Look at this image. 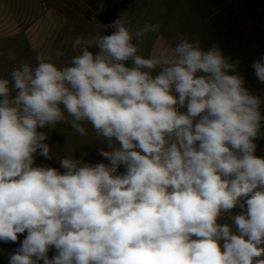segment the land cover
<instances>
[{
	"label": "clouds",
	"instance_id": "obj_1",
	"mask_svg": "<svg viewBox=\"0 0 264 264\" xmlns=\"http://www.w3.org/2000/svg\"><path fill=\"white\" fill-rule=\"evenodd\" d=\"M127 24L0 78V241L26 233L8 264H264V97L218 45L181 34L145 58L160 25ZM58 123L91 125L107 163L36 164Z\"/></svg>",
	"mask_w": 264,
	"mask_h": 264
},
{
	"label": "rangeland",
	"instance_id": "obj_2",
	"mask_svg": "<svg viewBox=\"0 0 264 264\" xmlns=\"http://www.w3.org/2000/svg\"><path fill=\"white\" fill-rule=\"evenodd\" d=\"M28 2L32 3L31 0ZM44 6L58 13L60 11L63 22L66 21L64 33L55 47L66 50L65 57L61 59L65 63L76 55L71 50V44L77 37L110 35L115 29L109 26L119 18L128 21L127 27L133 31L145 23L159 24L157 33H149L143 39L134 41L145 58L160 41L170 47L181 34L189 37L196 35L205 50L215 44L226 56L239 59L238 70L245 77L246 86L264 97V83L257 80L251 67L254 61L264 57V0H45ZM38 12L39 8L35 6L34 13L37 15ZM242 19L247 20L246 29L240 24ZM9 52L6 49L0 52V78H7L13 66L21 62L36 64V57L22 39L17 50L11 51L16 55L15 60L7 59ZM85 127L87 136H80L66 123H58L50 131L42 129L48 132L46 142L51 145L57 159L47 160L37 155L36 164L63 171L58 158L68 153L76 159L83 156L85 162L107 163L97 152L98 147H105V142L95 136L91 125ZM261 131L264 132V127ZM256 143V154L264 157V138ZM118 171L122 172L123 168ZM25 235L19 234L15 243L0 241V264H8L9 255L19 247ZM54 254L53 248L48 255L51 258Z\"/></svg>",
	"mask_w": 264,
	"mask_h": 264
},
{
	"label": "crops",
	"instance_id": "obj_3",
	"mask_svg": "<svg viewBox=\"0 0 264 264\" xmlns=\"http://www.w3.org/2000/svg\"><path fill=\"white\" fill-rule=\"evenodd\" d=\"M31 1L32 3L28 0H0V52L3 49L16 51L20 39L29 47L33 57L47 56L58 49L55 48L56 44L61 40L66 27L62 13L44 8L45 0ZM35 6L39 8L37 15L34 13ZM163 47L167 45L160 41L148 52L147 57L156 54ZM64 57H60V60Z\"/></svg>",
	"mask_w": 264,
	"mask_h": 264
},
{
	"label": "water",
	"instance_id": "obj_4",
	"mask_svg": "<svg viewBox=\"0 0 264 264\" xmlns=\"http://www.w3.org/2000/svg\"><path fill=\"white\" fill-rule=\"evenodd\" d=\"M241 26L246 29L248 27V23H247V20L246 19H242L241 22H240Z\"/></svg>",
	"mask_w": 264,
	"mask_h": 264
}]
</instances>
